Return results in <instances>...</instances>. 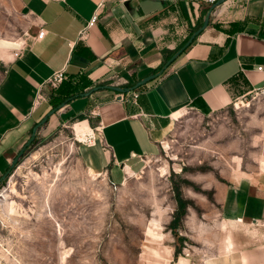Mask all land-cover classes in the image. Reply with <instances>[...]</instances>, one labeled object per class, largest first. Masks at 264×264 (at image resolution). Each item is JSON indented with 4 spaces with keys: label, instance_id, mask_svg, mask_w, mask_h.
I'll return each mask as SVG.
<instances>
[{
    "label": "crops",
    "instance_id": "1",
    "mask_svg": "<svg viewBox=\"0 0 264 264\" xmlns=\"http://www.w3.org/2000/svg\"><path fill=\"white\" fill-rule=\"evenodd\" d=\"M11 2L38 25L30 37L0 48V174L10 168L34 126L70 97L50 115L49 127L89 113L95 125L86 134L94 131L98 138L94 145L81 146L84 160L94 172L121 180L142 171L147 159L158 155L166 134L187 112L223 110L264 78L257 69L264 63V0L217 5L208 27L160 76L129 92L107 86H133L156 72L211 4ZM95 14L98 18L90 24ZM40 28L46 30L43 38L37 37ZM61 69L68 78L56 89L46 88L45 98L34 105L38 89ZM95 86L102 87L80 95ZM215 188L220 227L216 252L204 264H264V176L245 175L218 182ZM163 241L145 245L147 263L194 264L191 257L176 254L173 242Z\"/></svg>",
    "mask_w": 264,
    "mask_h": 264
},
{
    "label": "rangeland",
    "instance_id": "2",
    "mask_svg": "<svg viewBox=\"0 0 264 264\" xmlns=\"http://www.w3.org/2000/svg\"><path fill=\"white\" fill-rule=\"evenodd\" d=\"M37 25L11 0H0V48L30 37ZM84 115L54 128L47 120L0 174V264H149L145 245L160 239L204 264L216 252L220 227L216 184L264 176V106L238 98L214 113L187 112L158 155L121 180L88 168L86 132L80 137L79 130L95 118Z\"/></svg>",
    "mask_w": 264,
    "mask_h": 264
},
{
    "label": "water",
    "instance_id": "3",
    "mask_svg": "<svg viewBox=\"0 0 264 264\" xmlns=\"http://www.w3.org/2000/svg\"><path fill=\"white\" fill-rule=\"evenodd\" d=\"M225 0H218L216 3L214 4H211L210 8L208 9V12H207V15H206V19L203 23V25L201 27H199L197 30H195V32L190 36V38L187 40V42H185V44L179 48L164 64L163 68L157 72H154L152 74H149L148 76L142 78L141 80H139L136 84H134L133 86H126V87H123V86H107L109 87L110 89H113V90H117V91H121V92H129L131 90H134L136 89L137 87L147 83L148 81H150L151 79H154L158 76H160L162 74V72L164 71L165 68H168V66L174 62L177 57L186 49L188 48L192 43L193 41L196 39L197 36H199L201 34L202 31H204L208 25H209V22H210V17H211V14L214 10V8L221 4L222 2H224ZM102 86H95L94 88H92L89 92H86V93H81L80 95H84V94H91L93 91L95 90H98L99 88H101ZM73 99V97H70L68 98L65 102H62L60 105H58L56 108L52 109L46 116H44V118L38 122L34 128H33V131H32V134H31V137L29 138V140L25 143V146L20 150L19 154L20 155L24 150L25 148L31 144V142L34 140L35 136H36V132L38 130V128L43 125L44 123L47 122V120L49 119L50 115L53 114L54 112H56L59 108H61L63 105H65L67 102L71 101ZM17 155V157H18ZM17 157L15 156L12 164L10 167H12V165H14V162L16 161ZM9 170H7L5 172L8 173Z\"/></svg>",
    "mask_w": 264,
    "mask_h": 264
},
{
    "label": "built area",
    "instance_id": "4",
    "mask_svg": "<svg viewBox=\"0 0 264 264\" xmlns=\"http://www.w3.org/2000/svg\"><path fill=\"white\" fill-rule=\"evenodd\" d=\"M125 1V0H120ZM185 1H198V0H185ZM208 4H214L218 0H204ZM98 18V15L95 14L90 21V24H94ZM46 34V30L44 28H40L37 37L43 38ZM257 69L262 71L264 73V63L259 64L257 66ZM68 78L67 73L64 69L55 71L48 80L38 89L37 94L34 98V105L39 104L44 98H45V90L46 88H49L50 90L58 88L66 79ZM137 96V95H136ZM242 99L244 101L249 102H258L259 104L264 106V78L262 80V84L251 91H249L247 94L242 96ZM98 138L97 133L94 131L92 133L86 134V142L89 145H94L96 143V140Z\"/></svg>",
    "mask_w": 264,
    "mask_h": 264
},
{
    "label": "bare ground",
    "instance_id": "5",
    "mask_svg": "<svg viewBox=\"0 0 264 264\" xmlns=\"http://www.w3.org/2000/svg\"><path fill=\"white\" fill-rule=\"evenodd\" d=\"M86 130H87V128H81V129L79 130V135H80V137H81L82 135H84V133L86 132Z\"/></svg>",
    "mask_w": 264,
    "mask_h": 264
},
{
    "label": "trees",
    "instance_id": "6",
    "mask_svg": "<svg viewBox=\"0 0 264 264\" xmlns=\"http://www.w3.org/2000/svg\"><path fill=\"white\" fill-rule=\"evenodd\" d=\"M206 9H208V8H206ZM171 64H172V63H171ZM171 64H170V65H171ZM170 65H169V66H170ZM80 117L85 118V115H84V114H81Z\"/></svg>",
    "mask_w": 264,
    "mask_h": 264
}]
</instances>
